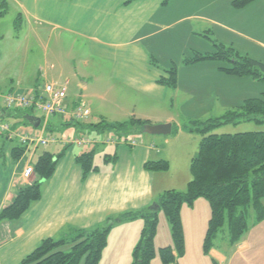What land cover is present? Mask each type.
<instances>
[{"label":"crops","instance_id":"crops-1","mask_svg":"<svg viewBox=\"0 0 264 264\" xmlns=\"http://www.w3.org/2000/svg\"><path fill=\"white\" fill-rule=\"evenodd\" d=\"M233 1L0 0V5L6 2L8 6L5 16L0 17V83L11 82L7 93L42 89L46 84L62 88L63 82L55 84L45 67L50 65L52 70L62 73L68 65L73 66L74 71L82 65L94 74L82 76L77 73L73 77H80L81 98L91 107L93 121L99 119L96 129H100L99 124L125 123L134 117L149 121L151 125L171 124V135L178 136L179 140L186 133L176 126L173 117L140 111L137 106L128 109L122 106L128 103L124 98L130 92L148 99L160 94L166 103L183 91L184 97H188L182 106L183 113L194 119L196 113L191 103L202 104L206 113L218 106L211 114L222 118L246 100L264 95L262 84L248 77L227 75L221 71L225 67L215 61L183 65L184 69L177 71L176 89L168 93L166 90L170 88L159 84L166 76L165 72L183 64L185 57H193L194 53H213L215 49L209 38L237 50L235 40L240 45L248 43L264 51V0H256L244 8H235ZM3 24L9 25V34L4 33ZM203 40L209 42L206 44ZM93 64L96 66L91 67ZM158 67L165 69L163 74ZM70 82V79L66 81L67 84ZM130 101L134 103V100ZM65 104L69 108L78 105L76 100L72 101L73 105L69 104L68 97ZM102 104H110L115 108V114H125L129 120L108 123L110 118L101 108ZM19 113L0 106V122L43 137H54V131L73 122L70 116L57 115L46 121L36 112ZM28 117L39 119V127H33ZM16 119L25 120L32 129L18 125ZM133 132L141 131H127ZM171 135L143 137L145 144L123 147L114 155L108 154L106 163L109 161L110 164L104 168L93 162L96 171L86 176L77 157L86 153L94 155V149L81 154L74 148L58 154L45 151L58 156L55 172L43 182L41 199L19 220L0 221V264H20L46 239H60L73 230L103 227L110 218L147 209L165 191H184L191 176L186 171H177L180 167L185 168L187 161H192L197 148L190 151L181 144L171 146L175 141ZM56 139L47 147H35L30 160L25 163L22 158L26 150L20 157L14 152L16 148L25 147L19 143L8 146L14 141L0 133V213L15 200L20 189L37 180L35 174L25 179L23 172L28 165L34 167L38 161H34L38 149L48 150L57 144L69 145H64L66 148L72 145L70 140L63 144ZM78 147L84 149L85 146ZM55 149L60 151V145ZM158 161L172 163L173 168L176 164V174L173 170L150 172L145 169L146 163ZM210 218V206L203 199L197 200L192 208L183 206L185 253L179 264H264V220L251 228L234 247L221 239L224 246L217 243L206 256L203 243ZM143 227L142 220L113 227L99 264H131L132 252ZM154 245L157 251L173 246L163 213L159 214ZM151 264H162L159 256Z\"/></svg>","mask_w":264,"mask_h":264},{"label":"trees","instance_id":"trees-1","mask_svg":"<svg viewBox=\"0 0 264 264\" xmlns=\"http://www.w3.org/2000/svg\"><path fill=\"white\" fill-rule=\"evenodd\" d=\"M70 1V0H68ZM256 0H234L235 8H244ZM8 11L6 2L0 5V17ZM18 27V26H17ZM215 51L198 54L183 59L184 66L205 61L228 62L221 71L234 77H248L264 82V64L248 56L241 55L233 47L219 44L210 39ZM159 84L172 89L177 87V68L166 71ZM22 114L24 110H13ZM31 112V111H29ZM23 115V114H22ZM239 120L264 124V95L262 98L248 99L240 107L229 111L224 117L209 120L206 123L192 122L190 132L201 134L199 153L191 161V180L184 192L168 190L160 195L153 206L141 211H132L110 218L103 227L92 230H73L60 239H46L20 264H99L103 250L107 246L110 231L117 224L137 220L144 222L139 241L132 252L131 264H151L159 256L162 264H179L185 253V237L181 221L183 206L192 208L194 203L203 199L211 209V218L203 243V252L209 256L218 239L227 240L230 247L238 244L250 230L248 213L254 211L252 225L264 220V132L240 134L208 135L213 128L236 123ZM149 121L131 118L128 122L114 125L99 124L100 129L127 133L137 129L144 132ZM176 131V128H174ZM25 148H16L20 157ZM57 157L49 153L42 154L33 167L37 180L18 192L15 200L0 213V221L19 220L41 199L42 184L55 172ZM84 176L93 169V155L83 154L77 157ZM145 169L150 172H167V161L148 162ZM153 204V205H154ZM163 213L169 224L173 246L155 248L159 214ZM68 248V249H67Z\"/></svg>","mask_w":264,"mask_h":264},{"label":"rangeland","instance_id":"rangeland-1","mask_svg":"<svg viewBox=\"0 0 264 264\" xmlns=\"http://www.w3.org/2000/svg\"><path fill=\"white\" fill-rule=\"evenodd\" d=\"M3 30L5 34H9L10 31L7 30V28L9 29V25L7 26V24H3ZM213 37V35H211ZM10 37V35H8V38ZM206 44L209 42V40H203ZM238 40H235V47L239 48L238 50H244V51H238L237 49H234L240 53L241 55H245L248 56L256 61L262 62L264 64V51L261 52L258 48H256L254 45L252 44H246L244 43V45H240L239 43H237ZM7 43H10L9 39H7ZM70 59L71 62V58ZM220 66L222 67H229L230 64L228 62H217ZM96 66V64L91 65V67ZM183 64H180L177 66V71L184 69L183 68ZM45 68H47L49 70L48 72V76H53V80L54 83L58 84V81H62L63 85L62 87H65L67 90V97L69 98V104H72V101L76 100L77 104H85L86 107L89 109L90 111V115L89 118L86 120V122L84 124H77L76 122H72V124H70L69 126H63L62 129L60 131H54L52 133V135L54 136V138H58L59 143H63L65 141H75L78 139H86L89 140L91 142H96L94 144L91 145H85L84 149L81 148L79 149L78 146L72 144L70 145L69 148H66V146L69 145H62V144H57L60 145V151H57V149H55V146L57 145H51L49 147V149L44 150L43 148L38 149L37 151V155L35 157L36 161L38 159L39 156H41L45 151L50 152V153H61L64 150L70 149V148H74L76 150L77 154H81L83 152H91L90 150L94 149V155H93V162L94 165L99 166L104 168V165L110 164L109 161L106 163V158L108 154H113L115 153L117 150H121L123 147H138L142 145L144 142V138L143 137H149L148 134L145 133H139V132H133V133H116L113 130H101V129H96V126L99 122V119L94 120L93 121V116L92 115V110L91 107L88 105V102L86 103L81 96L83 95V89L80 87L81 85V80L80 77H73V75H76L77 73H79L80 75H88V74H94L93 71H87L86 69H84L82 67V65H80V68L77 71H74V67L68 65L65 69L64 72L60 73L61 71H57L56 69H51L50 65L46 66ZM158 70H160L161 74H163V70L160 67H158ZM71 80L72 82H70V84L66 83L67 80ZM56 80V81H55ZM255 81V80H254ZM57 82V83H56ZM257 82V81H256ZM258 84H262V86L264 87V82H257ZM11 82H1L0 83V94H7V92L11 89ZM93 86L91 87L92 91ZM172 88H170L169 90H166V93H168V91H172ZM175 90V89H173ZM264 91V90H263ZM128 93V92H127ZM171 93V92H170ZM184 92L180 91L179 95H174V98H170L166 103L163 101L162 96L160 94H158V97L156 98H152L149 97V99L147 97H143L141 95H136V93L130 92L128 93V97L124 98L125 100L128 101L127 104H124L122 106L128 108V109H132L135 106H137L138 110L142 111H151L153 112H157L160 115H166L169 117H173L175 120V124L178 128H180L181 130H183V132H185L186 134H184V136H181V138H179L178 140V136L176 135H171V139H174L175 141L173 142V144L171 146H174L176 143L178 145H184L187 149H189L190 151H193L194 149L197 148L196 152L197 155L199 153V145H200V141H201V134H198L197 132H193L192 134H188L191 133L189 130L191 128V126H193L194 124H192V122L195 121H200L202 123H206L209 120L212 119H217L216 117H214L213 114H211L212 111L218 110V106H214L213 108H211V110L206 113L204 110H202V104H190L191 107L194 106L195 108V118L193 119L192 117H188L187 115H185L183 113L182 110V106L183 103L186 102L188 100V97L185 98L184 97ZM263 95L256 97V98H262ZM134 100V103L131 104L130 100ZM93 106H95L96 101L94 100V102H92ZM243 104V103H242ZM241 104V105H242ZM73 105V104H72ZM71 105V106H72ZM240 105V106H241ZM0 106L4 109L5 105L2 103V100L0 99ZM101 108H103L105 110V114H107L109 116L110 119H108V123H114V122H125L128 121L130 117H127V115L125 114H119L116 113L115 114V108L113 106H111L110 104H102ZM141 108V109H140ZM73 108H69V111H71ZM235 109V108H234ZM225 114V113H224ZM18 120V125L22 126L23 128L26 129H32V126L30 124H28L25 120H21V119H16ZM3 121L7 122L10 121L9 119H3ZM166 125V124H164ZM175 132V131H174ZM173 132V133H174ZM248 132H264V124L259 125L255 122H246L243 120H239L236 123H228V124H224L218 127L213 128L211 131L208 132V135H212V134H216V135H223V134H240V133H248ZM186 135H190V136H186ZM169 136V135H168ZM184 137H187L184 138ZM111 140H114L113 142H110ZM7 141V140H6ZM133 141H137L136 145H132ZM140 141V142H139ZM17 144V141L15 140L12 143H9L8 146H12ZM11 148V147H10ZM9 148V149H10ZM7 149L6 152L9 150ZM35 146H31L30 147V152L25 151L24 157L22 158V160H25V163H27L30 158H31V152L34 151ZM117 153V152H116ZM114 155V154H113ZM196 155V156H197ZM32 164H35V162H33ZM186 166L184 167H180L179 170L176 166V164L174 165V168L171 166V164H169V170L168 171H174L175 169H177L178 173L180 171H186V174L191 176V170H190V166H191V162L187 161L186 162ZM176 174V171H174ZM185 173V172H184ZM183 173V176H184ZM191 179V177H190ZM187 188V187H186ZM186 190V189H185ZM184 190V191H185ZM184 191H179V192H184ZM264 201V200H263ZM161 214V213H160ZM254 219V211L251 210L248 213V223L250 225V229L254 227V225H252ZM223 234H221L220 238L218 239L217 243L221 244V246H224L222 244V240L221 238ZM216 243V244H217ZM83 264V263H81Z\"/></svg>","mask_w":264,"mask_h":264},{"label":"built area","instance_id":"built-area-1","mask_svg":"<svg viewBox=\"0 0 264 264\" xmlns=\"http://www.w3.org/2000/svg\"><path fill=\"white\" fill-rule=\"evenodd\" d=\"M66 98V88H59L53 84H46L42 89L32 88L23 93L9 92L7 94H0V99H2L8 110L18 109L36 112L46 121L57 115L70 116L74 122L84 124L89 116H91L89 109L84 104H78L69 111V107L65 104ZM0 133L6 135L12 141L16 140L28 152H30L32 145L35 147H47L49 144L57 141L54 137H43L41 134L15 130L11 124H4L2 122H0ZM110 142L114 143V140ZM92 143L95 142L86 139H78L70 142V144L81 147ZM136 143L137 141H133L132 145H136ZM33 175V167L28 165L23 172V177L28 180Z\"/></svg>","mask_w":264,"mask_h":264},{"label":"water","instance_id":"water-1","mask_svg":"<svg viewBox=\"0 0 264 264\" xmlns=\"http://www.w3.org/2000/svg\"><path fill=\"white\" fill-rule=\"evenodd\" d=\"M31 125L35 128H38L41 121L35 117H28L27 118ZM144 133L151 135V136H168L172 133V125H146L144 127ZM153 208H157V205H152Z\"/></svg>","mask_w":264,"mask_h":264}]
</instances>
